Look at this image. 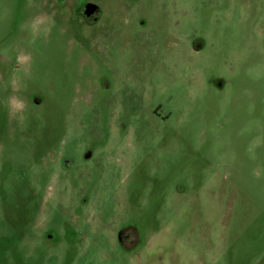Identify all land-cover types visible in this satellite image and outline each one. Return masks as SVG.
I'll return each instance as SVG.
<instances>
[{
  "label": "rangeland",
  "instance_id": "374dc122",
  "mask_svg": "<svg viewBox=\"0 0 264 264\" xmlns=\"http://www.w3.org/2000/svg\"><path fill=\"white\" fill-rule=\"evenodd\" d=\"M0 264H264V0H0Z\"/></svg>",
  "mask_w": 264,
  "mask_h": 264
}]
</instances>
